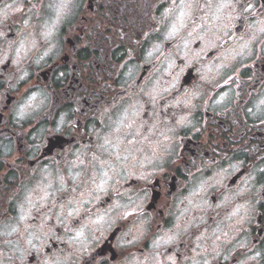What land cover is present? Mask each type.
I'll use <instances>...</instances> for the list:
<instances>
[{
  "label": "clouds",
  "instance_id": "9594fccd",
  "mask_svg": "<svg viewBox=\"0 0 264 264\" xmlns=\"http://www.w3.org/2000/svg\"><path fill=\"white\" fill-rule=\"evenodd\" d=\"M262 65L264 0H0V264H264Z\"/></svg>",
  "mask_w": 264,
  "mask_h": 264
},
{
  "label": "flooded vegetation",
  "instance_id": "af4514ba",
  "mask_svg": "<svg viewBox=\"0 0 264 264\" xmlns=\"http://www.w3.org/2000/svg\"><path fill=\"white\" fill-rule=\"evenodd\" d=\"M85 18H86V20L89 19V14L86 13L85 14ZM85 26H87V25H85ZM69 38L75 40V34H70ZM68 51H69V46L67 45V43H65V52H68ZM69 55H70V58H71V53L70 52H69ZM93 55H96V53L93 52L91 49H88L86 51L81 52L80 53L81 62L83 63L85 60L91 59V57ZM108 55L110 57L114 58V55H113V53L111 51H109ZM261 67H264V65L258 66V71L260 70ZM42 71L46 74L47 79H49V80L54 79L55 72H56L55 69H53L51 71H49L48 69H43ZM84 83L85 84L88 83L87 79H85ZM77 86L78 85H76L71 80H69V81H66L63 86L58 84L57 85V91H58V94L63 95L64 88H67L68 91H69V95H71V91L73 89H75ZM88 102H91V101H88ZM250 134L251 135H255V136H264V132H252ZM199 143H200V141L197 138H193L191 140L190 144L188 145V147L189 148H194L195 150L198 151L199 149L196 148V146ZM55 151H58V149H53V152H55ZM182 151H185V149L182 148ZM186 154L190 155V153H186ZM174 175L176 176V179H178V180L183 178V177H181L179 175L178 172L174 173ZM153 184L155 185L154 191H153L154 201H153V205H150V207L154 206V203H155L154 207L155 208H160V205L164 204L167 201V199H168V184L166 183V177H158L156 180L153 181ZM173 190H174V185H173ZM149 203H151V201H149ZM262 221H264V217H258L257 218V223H260ZM104 243H105V241L102 240L99 243L98 247H103ZM98 251L100 252V254H103V248L101 250H98ZM113 251H115L114 248H113ZM113 258H115V254H113ZM102 259H103V257H99L98 258V260H102Z\"/></svg>",
  "mask_w": 264,
  "mask_h": 264
}]
</instances>
